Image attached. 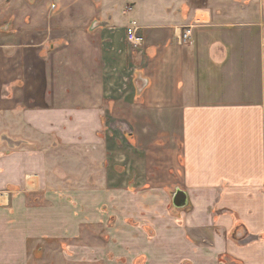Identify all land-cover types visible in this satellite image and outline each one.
Returning <instances> with one entry per match:
<instances>
[{
	"label": "crops",
	"instance_id": "0c3cea01",
	"mask_svg": "<svg viewBox=\"0 0 264 264\" xmlns=\"http://www.w3.org/2000/svg\"><path fill=\"white\" fill-rule=\"evenodd\" d=\"M95 1L86 28L100 39L88 57L69 41L49 51L48 40L0 38V126L26 128L20 140L0 137L9 147L0 151V190L49 191L37 208L0 194V264H65L56 240L79 238L82 216L97 215L96 201L51 193L64 189L60 166L105 167V205L127 245L143 243L148 226L161 233V199L181 190L187 207L169 216L166 234L182 264H264V0ZM132 21L138 49L126 42ZM117 114L137 127L121 133L119 159L101 136ZM32 136L42 149L31 148ZM150 136L153 151L143 142ZM135 175L145 178L140 188ZM86 179L93 192L98 183ZM241 229L263 241L239 245Z\"/></svg>",
	"mask_w": 264,
	"mask_h": 264
},
{
	"label": "rangeland",
	"instance_id": "374dc122",
	"mask_svg": "<svg viewBox=\"0 0 264 264\" xmlns=\"http://www.w3.org/2000/svg\"><path fill=\"white\" fill-rule=\"evenodd\" d=\"M98 5L99 4L96 3L95 0H0V38L5 37L10 39V37L18 36L25 40L24 42L28 41L29 44L48 40L50 46V50L48 49L49 51L52 50V44L69 41V44L76 43L80 46L82 55L88 57L89 50L91 49L92 53L93 50L96 49V44L99 43L100 39L97 32H90L86 28L88 25L87 23L90 22L91 10L93 11L94 8L98 9ZM31 13L32 15H29ZM31 25H34V27H32L33 30H30ZM78 25H82V27L78 28ZM59 54H61V52ZM68 55L72 56L73 52L66 53V60L71 58ZM83 63H85V66L89 65L86 61ZM87 69L89 68L87 67ZM19 97L27 100L25 95H19ZM6 98L7 100L3 102L8 103V96H5L3 100ZM121 112V110H118L115 113L121 114ZM118 114L117 116L114 115V117H110V120L107 121V126L105 124V127H102L101 130V136L105 139L106 146L111 147V149L115 148L114 153L117 159L120 158L122 144L125 142L119 144L123 141L121 133H134L137 130V127H128ZM15 130H17V138H14L16 135L10 134ZM25 130L26 128L21 127L17 129V127L0 126V137L7 136L13 140H20L24 137ZM107 130L108 132H113L111 138L108 137ZM27 135L28 138H30L29 131ZM151 137L152 136L149 138L143 137V142L149 145L151 151H153ZM32 139L31 148L33 150L42 149L41 138L39 136H37V138L32 136ZM6 145L7 144L0 141V151L8 153L7 150L9 147ZM135 145L138 146L136 141H134V146ZM131 150L137 153L136 147H133ZM64 153L69 157L71 153L76 152L73 148H69L66 149ZM116 164L114 167V181L112 184L115 186L118 184L121 185L123 180L119 166L122 165V163L119 162ZM99 165L102 166V163ZM104 165L106 166V163ZM60 167L64 169L63 172L65 171L62 177V179H65V183L62 184L64 189L61 191H52L51 193L59 192L67 199L75 200L77 204L85 198L87 201L91 200L92 202H97V208L91 209V213L96 210L97 215H89L87 211V214L84 213L85 215L82 216L83 221L80 224L81 229L79 238L75 240L69 238L56 240L58 241V247L63 249L65 264H182V262H186L183 260L185 256L181 257V255H175L171 252L169 234H166L169 230V216L175 215V210L182 211L186 209H176L173 207L171 201L172 192H167V196L161 199V208L163 212L161 233L159 230L155 232L153 227L148 226L145 228L146 238L143 243V239H131V244L127 245L129 239L124 237L125 233L119 228L120 223L114 219L115 217H112L110 209L105 205V188L103 185L106 181L103 172L105 167H102L99 169V172L97 171L96 173L94 172V168L90 170L88 166L86 169H80L78 167ZM85 171L87 174L81 175ZM89 171H93V173L91 172L92 174H90L88 173ZM94 175L95 177H93ZM86 178H92L94 182L98 183L95 190H92L93 192L89 190L88 184L83 185L87 180ZM135 178L137 179V182L133 184L135 188H140L143 183L145 184L144 177L143 179L142 176L139 177L135 175ZM147 179V181H149V178ZM33 189L34 188L31 189V187H29V189L24 188V190H0V194L3 196L5 194L9 195V200H11L13 196L23 195L28 199L27 202L30 206L32 205L31 207L37 208L40 207V203L44 201L42 194L45 195L49 193V191L33 192ZM138 191L142 190H135V192ZM88 209L89 208H87V210ZM236 235L234 240L237 241L239 245H249L263 241V238L260 236L248 235L242 229L241 231H237ZM47 241L50 242L47 243L48 245L54 244L52 240ZM212 242L213 240L211 239L194 240L196 245L209 246ZM38 247H42V245ZM180 257L183 261H180ZM195 257L200 256L194 255V258Z\"/></svg>",
	"mask_w": 264,
	"mask_h": 264
},
{
	"label": "built area",
	"instance_id": "2783aa9c",
	"mask_svg": "<svg viewBox=\"0 0 264 264\" xmlns=\"http://www.w3.org/2000/svg\"><path fill=\"white\" fill-rule=\"evenodd\" d=\"M126 42L133 49H138L143 45L141 30L135 21L129 23L125 29ZM190 38V30H187L179 39L180 44H184Z\"/></svg>",
	"mask_w": 264,
	"mask_h": 264
},
{
	"label": "water",
	"instance_id": "95a60500",
	"mask_svg": "<svg viewBox=\"0 0 264 264\" xmlns=\"http://www.w3.org/2000/svg\"><path fill=\"white\" fill-rule=\"evenodd\" d=\"M187 196L185 192L176 190L172 197V205L176 209H184L187 207Z\"/></svg>",
	"mask_w": 264,
	"mask_h": 264
}]
</instances>
